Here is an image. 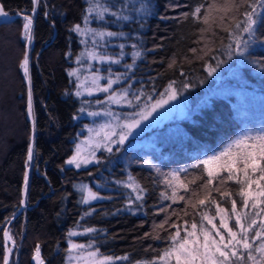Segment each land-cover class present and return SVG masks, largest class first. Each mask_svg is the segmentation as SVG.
<instances>
[{
	"label": "trees",
	"instance_id": "obj_1",
	"mask_svg": "<svg viewBox=\"0 0 264 264\" xmlns=\"http://www.w3.org/2000/svg\"><path fill=\"white\" fill-rule=\"evenodd\" d=\"M227 2L39 0L33 14L32 0H0L4 12L21 14L6 22L0 16V264L6 257L7 225L14 241L8 264H32L37 249L47 264H67L71 239L105 256L125 257L126 264H160L165 251L174 246L171 238L177 231L179 240L187 238L193 223L198 235L202 227L211 230L203 219L205 213L221 227L216 205L226 210L229 227L237 230L231 201H236L240 213L242 185L226 179L222 183L227 172L209 177L203 161L244 127L264 121V109L244 111L230 92L243 88L264 101V25L257 26L249 39L250 34L241 29L252 0H235V8L229 4L225 9ZM96 3L110 9L103 19L89 11ZM197 7L199 18L193 15ZM113 12L130 19H119ZM24 15L34 19L27 51L29 84L22 66ZM76 25L79 31L74 30ZM99 32L126 35L100 37ZM234 35L248 42L243 55L236 50ZM101 56L120 62L97 60ZM97 75L103 81L117 78L115 87H125L138 110L175 89L188 99L186 114L163 124L156 134L160 139L153 138L149 145H114L111 151L99 152L95 162L77 168L67 161L86 135L90 119L84 113L106 105L105 93L96 88L101 80L97 85L86 83L95 88L91 95H77V82ZM30 102L33 125L27 116ZM258 177L259 173L252 178ZM76 182L87 184L101 199L80 202ZM136 186L144 189L142 200H136ZM251 191L259 189L253 184ZM201 199L204 205L198 203ZM256 219L259 224L264 213Z\"/></svg>",
	"mask_w": 264,
	"mask_h": 264
},
{
	"label": "snow or ice",
	"instance_id": "obj_2",
	"mask_svg": "<svg viewBox=\"0 0 264 264\" xmlns=\"http://www.w3.org/2000/svg\"><path fill=\"white\" fill-rule=\"evenodd\" d=\"M36 3H39V0H35ZM231 4L232 8L236 7L235 0H228L225 4V9L229 8ZM257 9H260L258 12ZM90 12H96L97 15L103 19V14L110 11L109 8L101 6L96 3L93 4L89 9ZM200 13V8L197 7L193 15H196L199 18L198 14ZM113 16L118 17L119 19L128 20L129 16H123L119 12H113ZM245 20L243 22L244 26L241 31L249 33V39H252L255 36L257 31V26L264 25V0H252V3L247 5V10L243 13ZM0 16L8 17V13L3 11V6L0 5ZM23 27L25 30V36L31 40V25L33 23L32 16H25ZM205 22H207V17H205ZM237 27H240L238 24ZM74 30L79 31V25L74 27ZM100 37H117L125 36V33L122 32H99L97 33ZM233 39L236 40L237 48L242 55L244 50L248 47V42L243 40L242 37H237L234 35ZM243 44V48H241ZM121 48L124 45H120ZM135 47V45L133 46ZM124 53H120V56H123ZM136 56H139L140 53L136 52ZM101 60H109L114 63H119V59H113L112 57L101 56ZM28 58L25 56L24 59V71L27 73ZM261 66L264 67V61L261 62ZM131 67V66H128ZM115 81L110 80L108 87L110 88L112 83ZM107 91V89H103ZM127 93H123L126 95ZM79 95V93H77ZM176 92L175 89L171 90L169 99H175ZM130 103V101H129ZM167 103V100L158 101V107L162 104ZM29 110H31V102L29 103ZM150 115V113H149ZM142 119H147V116H142ZM139 126V121L134 125H127V127L132 128ZM131 134V133H129ZM125 139V136L121 135L119 142L122 143ZM235 149V151H233ZM111 151V149H108ZM28 159H32V149L29 148ZM91 161L84 159L81 161L78 156H73L67 161L68 164H75L77 168L81 167V163L88 164ZM204 165H207V172L209 177L218 176L224 172H227L226 178H222L221 182L224 180H234L237 184L242 185L238 195L242 200V210L240 213H236V201L233 199L231 201L232 212L235 213V227L236 231H233L232 227H229L228 219H226L227 212L225 209L216 205L217 215L220 216V225H217L213 222L215 219L208 218L207 214L203 215V219L207 224L211 225V230L201 228L200 234L197 233V225L193 223L191 225L192 231L187 233V238H181L177 240V237L180 236L179 231H177L176 236L171 239L175 241L174 246L165 251L164 256L160 259L166 260L168 257H171L175 261V264H247L250 260L252 264H264V220L259 224L257 223L256 217L260 216L261 213H264V208H259L257 210V205L264 203L260 198L264 197V185L260 181H264V130L257 131L255 134L251 132L242 135L241 137L233 140L223 151L217 155L208 157L203 161ZM215 164V168L212 165ZM243 174L244 179H240V174ZM259 173L258 179H253L252 177ZM172 175H176L173 173ZM170 183V182H169ZM211 183V180L208 181ZM255 184L259 189L258 192L251 191L252 185ZM25 185H27V175L25 176ZM133 187L132 184L128 185ZM181 187L187 188V185H181ZM137 191L136 200H142L143 196L140 195L144 189L136 186ZM219 191V189H216ZM222 196L231 197L229 192H221ZM101 197L98 194L91 192L89 190V199L95 200L100 199ZM168 198V197H165ZM175 198V193L173 197ZM183 199V197H180ZM249 200H252L251 205H249ZM86 202V201H85ZM200 205L205 204V200L201 199L198 202ZM213 203H215L213 201ZM249 207L253 210L252 212L246 211ZM220 213H225L220 215ZM242 216L245 218L244 223L241 222ZM245 224L247 227H245ZM221 229L225 230L224 232ZM88 231H93V229H88ZM225 236L228 237L225 240ZM251 237V240L249 239ZM259 241L258 244H254L255 241ZM77 247L73 245V248ZM253 252L260 254V259L257 260V257L253 255ZM37 254H39V249H37ZM112 257H104L103 261L100 264H103L104 261H111ZM116 259H126L125 257H119ZM7 258H5V261Z\"/></svg>",
	"mask_w": 264,
	"mask_h": 264
},
{
	"label": "rangeland",
	"instance_id": "obj_3",
	"mask_svg": "<svg viewBox=\"0 0 264 264\" xmlns=\"http://www.w3.org/2000/svg\"><path fill=\"white\" fill-rule=\"evenodd\" d=\"M24 23H26V20ZM23 37L26 38L24 27ZM97 60L103 62L108 61L101 60L100 57H98ZM102 79L103 77L101 75H97L94 78L82 77L81 80H78L77 82L78 88L76 93H79L80 95H91L94 93L95 88L93 87V89H90V87L86 83L88 81H91L97 85L99 80H101L102 82L100 81L96 88H98V91L100 93H105V97L102 99V101H105L106 104L103 109L91 110L84 113L90 119V121L85 124L86 135L84 138L79 140L74 154L70 157L71 159L73 156H78L81 161H83L84 159L91 161L88 164L81 163V167L87 166L95 162L99 152L108 150L109 148L111 149L114 145L122 144L127 147L149 145L153 141V138L156 137L160 139V137H157L156 134L159 132L160 127L163 124L169 122L173 118H179L186 114L188 106L187 97L176 93L175 99H169V95L172 89H169L160 99L150 105L147 109H144L142 107L143 110H138L135 107L132 98L128 94L123 95V93H127V89L125 87H115L117 84H119L117 78L114 77L113 79L108 77L106 78V80L104 79V81ZM110 80L115 82L112 83L111 87L109 88L108 85ZM103 89H107V91H104ZM230 92H232L235 101L238 102L240 106H242V109H244V111H248L250 109H253L258 112L263 111L264 101L262 100V96L260 94H257L255 92L253 93L243 88L239 89V87L231 89ZM162 100H167V103H164L161 106L154 108V106L157 105V102ZM145 115L147 116V119H142V116ZM250 117L252 118V116ZM137 121H139V126H135L132 128L127 127V125H134ZM260 130H264V121H257L252 125L244 127L235 139L249 132L255 134L257 131ZM121 135L125 136V139L122 143L119 142ZM231 142L224 146L221 151H223ZM221 151L213 155H217ZM233 151H235V149H233ZM72 165L75 166V164ZM215 166V164L212 165L213 168H215ZM74 189L78 192L80 202L82 203H88L99 200L89 199L90 189L88 185L83 182L74 183ZM98 196L101 197L99 194ZM76 235V233L73 234V236ZM7 240L9 244L10 253L9 261L7 262L8 264L11 260V253L13 252L14 246V241L12 240L8 231ZM73 245H76L77 247L73 248ZM253 255L257 257V260L260 259L259 253L255 252ZM104 257L110 256L100 254L96 249H93L90 245L83 244L77 239L70 240L67 264H100V262L103 261ZM5 258H8L7 252ZM123 262V259L113 258L111 261H104L103 264H126ZM159 263L175 264V261L172 260L171 257H168L166 260L160 259ZM248 264H252V262L249 260Z\"/></svg>",
	"mask_w": 264,
	"mask_h": 264
},
{
	"label": "water",
	"instance_id": "obj_4",
	"mask_svg": "<svg viewBox=\"0 0 264 264\" xmlns=\"http://www.w3.org/2000/svg\"><path fill=\"white\" fill-rule=\"evenodd\" d=\"M32 2H33V9H32V13L34 14L35 13V9H36V2H35V0H32ZM4 11V10H3ZM21 14H16V15H9L8 14V17H2L1 16V21L2 22H6V21H9V20H11V19H13L14 17H16V16H20ZM25 16H27V15H24V17ZM32 20H33V23H32V25H31V40H29L27 37H26V42H25V49H26V54H25V56H27V51L31 48V41H32V29H33V24H34V19L32 18ZM27 58H28V56H27ZM24 59H25V57H24ZM28 71H29V58H28V65H27V73H26V76H27V84H29V77H28ZM28 93H30V90L28 91ZM28 107H29V104H28ZM27 116H28V119L30 120V122L32 123V125H33V120L31 119V115H30V110H29V108H28V110H27ZM29 148H31L32 149V156H33V149H34V128L32 129V132H31V140H30V145H29ZM29 151V150H28ZM28 161H29V166H27V169H26V174H25V176L27 175V177H28V175H29V173H30V169H31V163H32V159L31 160H29L28 159ZM24 183H25V178H24ZM22 203H24V197L22 198ZM23 207V206H22ZM7 228H8V225L5 227V229H4V237H5V249H6V252H7V261L5 262V264H7V262L9 261V256H10V253H9V244H8V240H7ZM30 262L32 263V264H47V262H46V260H44L43 258H42V256L40 255V254H34L32 257H31V259H30Z\"/></svg>",
	"mask_w": 264,
	"mask_h": 264
},
{
	"label": "bare ground",
	"instance_id": "obj_5",
	"mask_svg": "<svg viewBox=\"0 0 264 264\" xmlns=\"http://www.w3.org/2000/svg\"><path fill=\"white\" fill-rule=\"evenodd\" d=\"M23 204H25V199H24V203Z\"/></svg>",
	"mask_w": 264,
	"mask_h": 264
}]
</instances>
